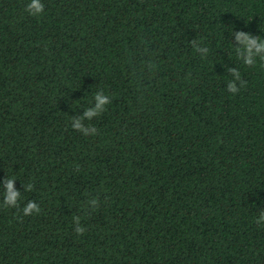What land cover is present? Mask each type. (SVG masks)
Instances as JSON below:
<instances>
[{"label":"trees","instance_id":"1","mask_svg":"<svg viewBox=\"0 0 264 264\" xmlns=\"http://www.w3.org/2000/svg\"><path fill=\"white\" fill-rule=\"evenodd\" d=\"M30 2L0 0V264H264V0Z\"/></svg>","mask_w":264,"mask_h":264},{"label":"clouds","instance_id":"2","mask_svg":"<svg viewBox=\"0 0 264 264\" xmlns=\"http://www.w3.org/2000/svg\"><path fill=\"white\" fill-rule=\"evenodd\" d=\"M44 6L41 3V0H31L29 4L26 5L25 11L29 15H39L43 12ZM237 41L244 46V54L245 59L244 63L246 65H253V56L258 55L262 52H264V42L257 43V38H252L248 34L244 32H239L236 34ZM253 49H255V53L253 52ZM261 60H264V56L261 57ZM234 73L236 72L235 69L232 70ZM237 79H239V74H237ZM229 92L235 94L239 91V89L236 87L234 83H230L228 85ZM95 101L96 104L91 109H86L84 112V117L77 118L74 120L72 127L75 129H82V125L80 121L83 118H89L91 119L93 116H98L100 113L104 112L106 110V106L111 103V97L108 94H103L101 92H97L95 94ZM87 131V130H85ZM97 129L93 126L91 128V133L95 134ZM14 178H6L4 182V186L7 189L6 196H5V204L10 206H15L17 198L19 197V193L14 191ZM29 189H31L32 185L29 184ZM23 212L25 215H30L33 212L39 213L40 208L35 202H29L28 205L23 209ZM76 234L82 235L85 232L84 227H77L75 229Z\"/></svg>","mask_w":264,"mask_h":264}]
</instances>
